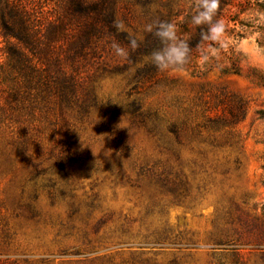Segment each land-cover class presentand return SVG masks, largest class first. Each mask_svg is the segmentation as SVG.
Returning <instances> with one entry per match:
<instances>
[{
  "label": "rangeland",
  "instance_id": "374dc122",
  "mask_svg": "<svg viewBox=\"0 0 264 264\" xmlns=\"http://www.w3.org/2000/svg\"><path fill=\"white\" fill-rule=\"evenodd\" d=\"M35 2L74 31L67 0ZM125 2L117 19L143 38L150 21ZM239 19L198 70L131 93L85 65L98 105L83 116L26 101L0 131V264H236L220 235L264 236V11Z\"/></svg>",
  "mask_w": 264,
  "mask_h": 264
},
{
  "label": "trees",
  "instance_id": "16d2710c",
  "mask_svg": "<svg viewBox=\"0 0 264 264\" xmlns=\"http://www.w3.org/2000/svg\"><path fill=\"white\" fill-rule=\"evenodd\" d=\"M117 2L67 0V15L74 19V31L69 32L64 19L47 15L35 0H0V42L3 43L0 49V131L25 122V103L28 101L29 109H33L37 98L45 100L53 96L60 108L82 116L90 107L97 106L94 87L86 81L87 76L81 74L85 65L123 75L130 93L168 70L177 69L161 71L151 63L150 54L160 47L154 35L155 27L152 32H145L138 41L139 47L131 49L129 32L118 31L114 26L119 21ZM196 3L197 0H126L124 8L138 6L153 25L158 21L174 23L178 38L189 46L187 63L179 69L196 71L205 57L211 58V50L220 45L219 41L202 38L209 25L197 26L191 22ZM256 7L264 11L260 0H219L213 22L248 26L239 16ZM113 43L127 49L128 56H117ZM103 55L110 57L109 62L98 60ZM231 69L238 73L235 61L231 62ZM130 106L133 113L140 109L136 101L130 102ZM217 244L221 246L218 248L231 252L236 264H245L244 250L264 252V236L245 237L239 228L220 235Z\"/></svg>",
  "mask_w": 264,
  "mask_h": 264
},
{
  "label": "clouds",
  "instance_id": "9594fccd",
  "mask_svg": "<svg viewBox=\"0 0 264 264\" xmlns=\"http://www.w3.org/2000/svg\"><path fill=\"white\" fill-rule=\"evenodd\" d=\"M219 6V0H197L195 4V14L191 17L194 25H209L207 33H202V38L210 41H221L225 27L222 21L213 22V17ZM115 28L118 31L129 32V45L135 50L139 47L138 41L142 40L140 36H133L129 29L126 28L123 21H116ZM155 27L154 35L158 38L160 47L150 54V61L159 70L164 71L170 68H182L188 60L189 46L184 40L177 36L176 25L171 22L158 21L145 27V31L152 32ZM115 54L119 57L126 58L128 51L118 43L112 45ZM207 57H205L206 59Z\"/></svg>",
  "mask_w": 264,
  "mask_h": 264
}]
</instances>
